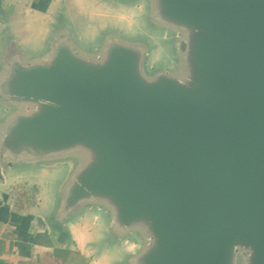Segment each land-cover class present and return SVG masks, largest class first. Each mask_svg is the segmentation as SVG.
<instances>
[{
	"label": "water",
	"instance_id": "obj_1",
	"mask_svg": "<svg viewBox=\"0 0 264 264\" xmlns=\"http://www.w3.org/2000/svg\"><path fill=\"white\" fill-rule=\"evenodd\" d=\"M89 264H264V0H0V227Z\"/></svg>",
	"mask_w": 264,
	"mask_h": 264
},
{
	"label": "crops",
	"instance_id": "obj_2",
	"mask_svg": "<svg viewBox=\"0 0 264 264\" xmlns=\"http://www.w3.org/2000/svg\"><path fill=\"white\" fill-rule=\"evenodd\" d=\"M39 0H29L33 3ZM24 187V185H18ZM15 189V190H16ZM32 194H23L19 196L14 191V201L16 205L13 208V215L0 227V264H89L85 261L82 239L80 246L72 251H56L49 248H40L36 252L29 253L24 250L20 243L19 215L25 206L35 203V188H26Z\"/></svg>",
	"mask_w": 264,
	"mask_h": 264
},
{
	"label": "flooded vegetation",
	"instance_id": "obj_3",
	"mask_svg": "<svg viewBox=\"0 0 264 264\" xmlns=\"http://www.w3.org/2000/svg\"><path fill=\"white\" fill-rule=\"evenodd\" d=\"M28 190L24 187H18L16 190H15V193L18 194L19 196H22L23 194H27ZM29 194H32L33 191H30L28 192ZM24 196V195H23Z\"/></svg>",
	"mask_w": 264,
	"mask_h": 264
}]
</instances>
